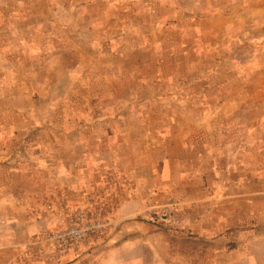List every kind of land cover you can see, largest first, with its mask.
<instances>
[{"label":"rangeland","instance_id":"374dc122","mask_svg":"<svg viewBox=\"0 0 264 264\" xmlns=\"http://www.w3.org/2000/svg\"><path fill=\"white\" fill-rule=\"evenodd\" d=\"M0 264H264V0H0Z\"/></svg>","mask_w":264,"mask_h":264},{"label":"built area","instance_id":"2783aa9c","mask_svg":"<svg viewBox=\"0 0 264 264\" xmlns=\"http://www.w3.org/2000/svg\"><path fill=\"white\" fill-rule=\"evenodd\" d=\"M93 226L94 227H96V226H101V224L99 223V222H97V223H94L93 224ZM71 233H72V236H74V237H79V236H81V230L79 231V228H73L72 229V231H71Z\"/></svg>","mask_w":264,"mask_h":264}]
</instances>
